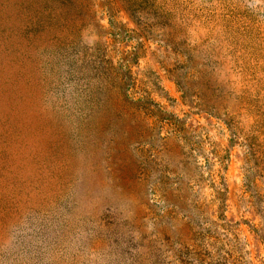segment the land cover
<instances>
[{"label": "rangeland", "instance_id": "obj_1", "mask_svg": "<svg viewBox=\"0 0 264 264\" xmlns=\"http://www.w3.org/2000/svg\"><path fill=\"white\" fill-rule=\"evenodd\" d=\"M0 264H264V0H0Z\"/></svg>", "mask_w": 264, "mask_h": 264}]
</instances>
